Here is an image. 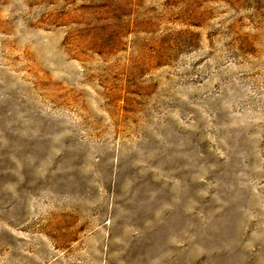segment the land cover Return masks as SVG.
Masks as SVG:
<instances>
[{"label":"rangeland","instance_id":"obj_1","mask_svg":"<svg viewBox=\"0 0 264 264\" xmlns=\"http://www.w3.org/2000/svg\"><path fill=\"white\" fill-rule=\"evenodd\" d=\"M0 264H264V0H0Z\"/></svg>","mask_w":264,"mask_h":264}]
</instances>
